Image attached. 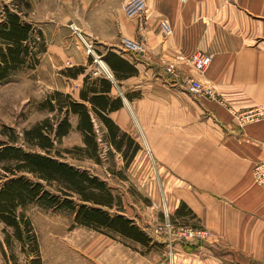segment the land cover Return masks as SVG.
Instances as JSON below:
<instances>
[{
    "label": "crops",
    "instance_id": "crops-1",
    "mask_svg": "<svg viewBox=\"0 0 264 264\" xmlns=\"http://www.w3.org/2000/svg\"><path fill=\"white\" fill-rule=\"evenodd\" d=\"M80 1L93 20L76 19L74 25L95 40L113 79L93 76V64L71 54L73 63L63 69L70 83L60 91L88 106L98 139H143L153 152V179L166 187L164 193L170 190L174 210L186 203L213 233L209 243L178 242L172 249L161 239L144 253L114 244L108 264L165 263L169 250L173 264H264V184H255L252 175L264 160V116L242 127L233 113L264 108V0H146L136 18L125 15V0ZM163 20L172 27L167 36ZM123 36L140 39L147 52L119 50ZM196 51L212 57L203 73L190 61ZM115 54L126 69L110 66ZM163 59L175 62L174 74ZM191 77L212 86L216 96L190 92ZM82 92L104 96L106 105L83 99ZM69 121L64 137L76 133L84 139L79 115L71 112Z\"/></svg>",
    "mask_w": 264,
    "mask_h": 264
},
{
    "label": "rangeland",
    "instance_id": "rangeland-1",
    "mask_svg": "<svg viewBox=\"0 0 264 264\" xmlns=\"http://www.w3.org/2000/svg\"><path fill=\"white\" fill-rule=\"evenodd\" d=\"M80 4V0H0V23L4 21L8 8L18 12L24 22L33 26L32 37L26 43L32 51L27 63L0 82V149L13 146L30 152L46 153L39 145L26 141L25 131L45 120L55 125L63 117L58 112V101H55L56 110H50L47 99L56 92L66 95L60 90L70 83L63 69L73 63L71 61L68 64L71 54L87 58L95 67L82 39L71 27L76 19L84 22L93 20L92 13L83 11ZM94 43L101 54L95 40ZM0 46H4L1 41ZM98 141L97 155L90 156L84 150V139L71 133L55 143L56 149L50 152V156L105 181L114 196L118 197L110 212L123 214L133 220L150 238L149 243L142 244L109 229L97 230L79 224L75 221V213L69 209L29 202L18 209V214L23 213L32 226L28 234L24 230L23 241L16 237L13 227L0 220V264H108L107 254L111 251V245L124 244L134 252L144 253L165 239L169 222L176 229L188 227L210 232L207 239L179 243H209L213 233L203 225L197 214L186 203L174 210L169 201L170 190L167 188L164 193L161 189L166 190V187L162 188L153 179L154 156L143 139H140V144L124 137L121 149L116 148L109 139ZM134 141L138 145V152L141 151L136 159L138 153L134 155L137 150L133 146ZM146 152L149 156H146ZM14 164L13 160H0V183L12 177L5 167H14ZM138 165L141 169H138ZM21 174L39 180L33 174ZM43 183L51 192L63 193L58 183ZM77 197L72 196L73 199ZM178 242L176 240L173 246ZM170 253L169 250L166 262L160 264H173V253Z\"/></svg>",
    "mask_w": 264,
    "mask_h": 264
},
{
    "label": "trees",
    "instance_id": "trees-1",
    "mask_svg": "<svg viewBox=\"0 0 264 264\" xmlns=\"http://www.w3.org/2000/svg\"><path fill=\"white\" fill-rule=\"evenodd\" d=\"M32 34V24L24 22L18 12L6 8L4 21L0 23V41L4 45L0 46V82L27 63V57L32 51L26 43ZM112 58L113 61L109 63L112 68L126 69L123 58L116 54ZM81 97L102 106L106 105L104 96L89 97L87 92H82ZM55 101L59 104L58 112L65 113V117L60 118L55 125L45 120L25 131L26 141L39 145L46 153L30 152L13 146L0 149V160L15 161L14 167H5L12 177L0 183V220L13 227L16 237L23 241L24 232L28 234L32 231V226L23 213L18 214V209L29 202H40L49 207L71 210L79 224L97 230L109 229L142 244H148L150 238L133 220L123 214L110 212L109 209L114 206L115 198L118 197L114 196L105 181L50 156V152L56 149L55 143L70 131L71 112L79 115V127L87 131L84 150L90 156H96L100 144L97 134L93 132L92 117L85 103L73 100L70 95L56 92L47 99L50 110H56ZM100 117L109 128L115 127L108 117L103 114ZM109 140L116 148L121 149L124 137L117 139L114 135ZM130 141L132 142L131 139ZM137 146L135 145V149ZM23 172L35 175L39 180L22 175ZM43 182L52 185L53 182L58 183L63 195L46 189ZM72 196L78 197L73 199Z\"/></svg>",
    "mask_w": 264,
    "mask_h": 264
},
{
    "label": "built area",
    "instance_id": "built-area-1",
    "mask_svg": "<svg viewBox=\"0 0 264 264\" xmlns=\"http://www.w3.org/2000/svg\"><path fill=\"white\" fill-rule=\"evenodd\" d=\"M225 2H233L234 0H224ZM147 8L146 0H126L123 4V11L125 15L129 18H136L144 12ZM73 31L82 39L87 54L91 57L94 62L95 67L92 69L93 76H108L113 79L112 71L104 60L102 54L98 53L95 43L86 38L82 31L78 26L72 24L71 25ZM162 33L167 36L171 33L172 27L171 24L167 20H163L161 22ZM119 50L123 52H128L136 55H144L147 52L146 45L143 41L136 38H130L127 36H123L120 39V42L117 47ZM191 64L194 69L199 72H205L210 64L212 63V57L209 54H206L202 51H196L191 56ZM162 64L165 66L166 71L170 74H174L176 72V64L172 61H167L165 59L162 60ZM187 88L190 92L198 95V96H207L214 98L216 96L215 91L212 86H209L202 82V80L198 78H188L186 80ZM234 117L236 122L240 126H244L246 123L251 121L260 119L264 116V108L261 106H255L250 108L244 112L239 110H233ZM101 140V139H100ZM253 179L257 184H264V160L258 162L253 168ZM169 222V219H168ZM165 241L168 246L172 249L174 242L177 240L181 242H192L197 239H207L210 235L208 230L203 229H192L188 227L174 228L170 222L168 223V229L165 231ZM172 253V252H171ZM171 260H173V255L171 254ZM172 264V262H171Z\"/></svg>",
    "mask_w": 264,
    "mask_h": 264
}]
</instances>
